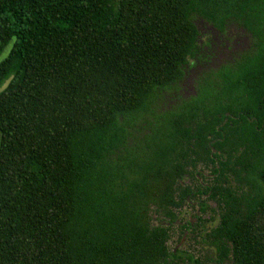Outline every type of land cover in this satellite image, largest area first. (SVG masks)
<instances>
[{
	"label": "trees",
	"instance_id": "trees-1",
	"mask_svg": "<svg viewBox=\"0 0 264 264\" xmlns=\"http://www.w3.org/2000/svg\"><path fill=\"white\" fill-rule=\"evenodd\" d=\"M195 19L244 28L250 51L126 150L125 118L199 55ZM12 74L0 264H178L151 213L173 221L202 194L219 210L207 264H264V0H0V84Z\"/></svg>",
	"mask_w": 264,
	"mask_h": 264
},
{
	"label": "rangeland",
	"instance_id": "rangeland-1",
	"mask_svg": "<svg viewBox=\"0 0 264 264\" xmlns=\"http://www.w3.org/2000/svg\"><path fill=\"white\" fill-rule=\"evenodd\" d=\"M194 23L199 30V55L190 60L192 64L185 67V73L180 81L161 90L159 95L150 102L147 112L132 114L125 118L126 150L142 146L144 138L150 134V126L157 125L162 118L179 112L185 103L198 99L202 85L212 82L214 72L229 67L235 59H241L251 49L250 33L235 23L228 25L225 32L200 19H195ZM209 74L211 78H206ZM188 182L191 183L192 178ZM208 204L209 209L206 215H213L210 208L216 209V206L213 201ZM195 211L196 205L193 208L187 207V215ZM151 214L152 220L159 222L156 214ZM174 231L176 232L175 229ZM176 237V233H173L168 241L170 248L176 246Z\"/></svg>",
	"mask_w": 264,
	"mask_h": 264
},
{
	"label": "flooded vegetation",
	"instance_id": "flooded-vegetation-1",
	"mask_svg": "<svg viewBox=\"0 0 264 264\" xmlns=\"http://www.w3.org/2000/svg\"><path fill=\"white\" fill-rule=\"evenodd\" d=\"M194 68H192L193 70ZM215 151V150H214ZM197 170V171H196ZM194 172L197 175L198 179L203 182L204 185H207L210 182V178L213 177L212 172L209 169L203 167L202 164H198L197 169ZM192 178V182L188 181ZM185 184L191 186L195 185L197 182L193 176H186L184 179ZM198 200H190L187 198L189 204L185 205L182 209L180 208L177 211V218L173 221L167 220L165 217H158L159 222H154L156 226L163 225L167 226L170 229V238L172 234L176 233L177 244L175 247L171 248L175 254H179V258H175V262L178 264H189L190 257H193L195 260H198L200 264H207V262H214L216 258H219L221 255L217 244L211 240L205 241L207 234L211 231L212 228L218 225L219 222V210L218 203L214 199L209 198V194L197 195ZM206 201L207 208L204 211H201L200 203ZM213 201L216 209L210 208L213 211V215H206V212L209 209V202ZM200 202V203H199ZM196 205V211L187 215V207L191 206L192 208ZM216 219V220H215ZM217 222V223H215ZM176 230V232L174 231ZM219 241H226L225 238H219ZM168 240V241H169ZM170 247V246H169ZM231 254L223 258L222 264H230ZM192 264H196L193 262Z\"/></svg>",
	"mask_w": 264,
	"mask_h": 264
},
{
	"label": "water",
	"instance_id": "water-1",
	"mask_svg": "<svg viewBox=\"0 0 264 264\" xmlns=\"http://www.w3.org/2000/svg\"><path fill=\"white\" fill-rule=\"evenodd\" d=\"M13 79H14V74L10 75L2 84H0V93L4 92L9 87ZM0 140H1V133H0Z\"/></svg>",
	"mask_w": 264,
	"mask_h": 264
}]
</instances>
